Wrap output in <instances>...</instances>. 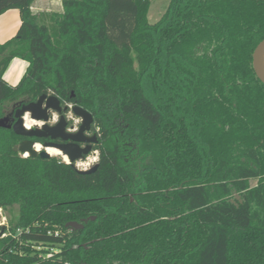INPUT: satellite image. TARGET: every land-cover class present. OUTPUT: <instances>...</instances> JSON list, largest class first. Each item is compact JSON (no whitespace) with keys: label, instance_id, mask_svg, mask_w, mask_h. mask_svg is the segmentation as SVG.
<instances>
[{"label":"trees","instance_id":"1","mask_svg":"<svg viewBox=\"0 0 264 264\" xmlns=\"http://www.w3.org/2000/svg\"><path fill=\"white\" fill-rule=\"evenodd\" d=\"M34 1L0 0L20 19L0 119L42 95L85 109L97 169L23 156L0 128V264H264V0H170L154 24L152 0Z\"/></svg>","mask_w":264,"mask_h":264},{"label":"water","instance_id":"2","mask_svg":"<svg viewBox=\"0 0 264 264\" xmlns=\"http://www.w3.org/2000/svg\"><path fill=\"white\" fill-rule=\"evenodd\" d=\"M264 40H262L255 48L252 54V67L257 79L264 84ZM53 113L58 117L55 125L50 126V116ZM65 113H72L73 116L80 119L79 129L75 133L67 132V119ZM32 120L37 124L27 128L25 126L26 119ZM93 125V116L85 109L74 105L63 107L57 98L53 96L42 95L35 102L19 105L12 112L6 114L0 119V128L11 129L17 136L24 138L18 145V152L22 155L27 154L30 157L39 156L42 159H49L51 155L47 152L48 148L59 151L62 157H66L69 164L74 166L79 161L84 160L91 152V144L98 143L97 135L87 136L86 133L91 130ZM69 141L66 144L56 145L51 143L38 142L42 139ZM80 143L86 144L81 148ZM39 145L41 149L38 151L35 146ZM97 169L95 163L86 171L79 173H93ZM0 215V223H1ZM72 230L81 229L82 225L76 222H70L66 225Z\"/></svg>","mask_w":264,"mask_h":264},{"label":"rangeland","instance_id":"3","mask_svg":"<svg viewBox=\"0 0 264 264\" xmlns=\"http://www.w3.org/2000/svg\"><path fill=\"white\" fill-rule=\"evenodd\" d=\"M169 1L170 0H152L151 6H150V9L148 12V16H147L149 24H154L161 18V16L165 12V9H166ZM46 3H48V2L45 0H36L34 3V5L36 6V10L43 11L44 9H46L45 8ZM26 68H27V63L25 61L20 60V59H14L12 64L10 65V67L8 69L7 74L13 73V74H16V77H19V75H21V77H22ZM66 119L72 121L73 127L74 126L76 127L81 122L80 119L73 116L72 113H68L66 115ZM54 120L55 121L57 120L56 115H53V121ZM51 157L59 158L62 162L66 163L63 160V157H61V156H51ZM96 161H97V153L94 152V153L88 155L87 159L79 161L77 164H75V168L78 166L80 169H82L84 167H87V163L92 164V162L96 163ZM254 184H255V182L251 181V186H253ZM0 215L2 218L1 224L5 225L7 223V221L15 215V210L13 209V210L4 212L0 209Z\"/></svg>","mask_w":264,"mask_h":264},{"label":"crops","instance_id":"4","mask_svg":"<svg viewBox=\"0 0 264 264\" xmlns=\"http://www.w3.org/2000/svg\"><path fill=\"white\" fill-rule=\"evenodd\" d=\"M36 1V0H35ZM34 1V3H35ZM48 3L45 4V8L43 11L36 10V6L32 5V11L35 14H59L62 12L61 7V0H45ZM20 25V19L19 14L16 10H8L4 14L0 16V43H4L8 39L15 36L18 28ZM13 62V61H12ZM12 62L9 64L5 74H4V80L9 85H15L21 78V75L19 77H16V74H7L8 69Z\"/></svg>","mask_w":264,"mask_h":264},{"label":"flooded vegetation","instance_id":"5","mask_svg":"<svg viewBox=\"0 0 264 264\" xmlns=\"http://www.w3.org/2000/svg\"><path fill=\"white\" fill-rule=\"evenodd\" d=\"M17 109V108H16ZM68 113H65V116L67 115ZM53 113H50L49 114V116H50V121H49V125L50 126H53V125H55L56 123H57V121H58V117H57V120L55 121H53ZM81 123V122H80ZM80 123L75 127H73V124H70V120H67V132H70V133H75V132H77V130L79 129V126H80ZM86 135L87 136H91V135H96V133L92 130V127H91V130L89 131V132H87L86 133ZM42 144H44V143H51V144H56V145H62V144H66V143H68L69 141H61V140H59V139H57V140H51V139H42V141H40ZM80 145V147L81 148H84V147H86V144H84V143H80L79 144ZM96 144H91V152H90V154H92V153H94V151H93V147L95 146ZM89 154V155H90ZM88 156H86L84 159H86ZM74 167H75V164H74ZM90 169V168H89Z\"/></svg>","mask_w":264,"mask_h":264},{"label":"bare ground","instance_id":"6","mask_svg":"<svg viewBox=\"0 0 264 264\" xmlns=\"http://www.w3.org/2000/svg\"><path fill=\"white\" fill-rule=\"evenodd\" d=\"M262 60H263V65H264V55H263V59H262ZM35 124H37V123L34 122V121H32V120H29L28 118L25 120V126H26L27 128H29V127H31V126H33V125H35ZM35 148H36L38 151L41 149V147H40L39 145H36ZM47 152H48L51 156H61V157H62L61 153H60L59 151L55 150V149L48 148V149H47ZM24 156H27V154H25ZM63 160H64L65 162H68V160H67L66 157H63Z\"/></svg>","mask_w":264,"mask_h":264},{"label":"built area","instance_id":"7","mask_svg":"<svg viewBox=\"0 0 264 264\" xmlns=\"http://www.w3.org/2000/svg\"><path fill=\"white\" fill-rule=\"evenodd\" d=\"M87 159V158H86ZM67 164H69V162H66ZM78 163V162H77ZM76 163V164H77ZM94 162H92V164H89V163H87V167H84V168H82V169H80L78 166L76 167V170H78V171H86V170H88L89 168H91L94 164H93ZM3 224H1L0 223V226H2ZM5 235L3 234V235H1V237H4ZM49 255V254H48ZM50 256V255H49Z\"/></svg>","mask_w":264,"mask_h":264}]
</instances>
